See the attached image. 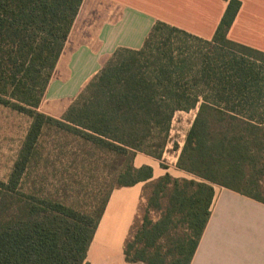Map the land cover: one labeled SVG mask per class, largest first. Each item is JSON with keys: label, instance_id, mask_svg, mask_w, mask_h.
I'll return each mask as SVG.
<instances>
[{"label": "trees", "instance_id": "1", "mask_svg": "<svg viewBox=\"0 0 264 264\" xmlns=\"http://www.w3.org/2000/svg\"><path fill=\"white\" fill-rule=\"evenodd\" d=\"M85 0H0V105L32 119L0 181V264H85L115 189L145 183L124 244L131 264H191L216 186L264 203V52L229 39L242 7L228 2L211 40L157 22L140 50L121 48L61 118L40 107ZM196 110L177 168L154 179L179 112ZM114 156V187L91 212L24 182L45 130ZM178 146H175L177 149Z\"/></svg>", "mask_w": 264, "mask_h": 264}, {"label": "crops", "instance_id": "2", "mask_svg": "<svg viewBox=\"0 0 264 264\" xmlns=\"http://www.w3.org/2000/svg\"><path fill=\"white\" fill-rule=\"evenodd\" d=\"M242 7L228 37L264 52V0H240ZM225 0H85L43 98L40 111L61 118L85 86L121 48L140 50L157 22L204 40L213 39L227 9ZM183 145L168 144L174 160L139 153L135 166H151L154 179L177 168ZM145 183L115 189L109 199L85 264H131L124 244L135 220ZM218 187V188H217ZM207 228L191 264H264V203L216 186Z\"/></svg>", "mask_w": 264, "mask_h": 264}, {"label": "rangeland", "instance_id": "3", "mask_svg": "<svg viewBox=\"0 0 264 264\" xmlns=\"http://www.w3.org/2000/svg\"><path fill=\"white\" fill-rule=\"evenodd\" d=\"M196 113L193 110L176 114L169 144L184 146ZM31 122L29 116L0 105V181L8 180ZM173 157L169 151L161 160L162 168L167 167ZM113 159V154L83 144L58 128H47L33 166L25 177V192L38 190L41 195L59 198L68 206L91 212L114 187L110 172ZM141 203L145 206L147 202Z\"/></svg>", "mask_w": 264, "mask_h": 264}]
</instances>
